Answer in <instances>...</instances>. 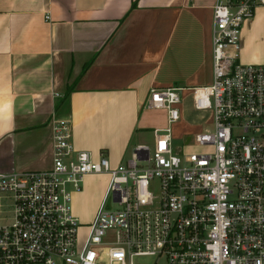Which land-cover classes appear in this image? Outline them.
<instances>
[{
	"label": "built area",
	"instance_id": "2783aa9c",
	"mask_svg": "<svg viewBox=\"0 0 264 264\" xmlns=\"http://www.w3.org/2000/svg\"><path fill=\"white\" fill-rule=\"evenodd\" d=\"M261 5L215 4L214 81L191 88L211 126L184 146L174 142L177 86L151 88L146 107L164 110L166 127L154 131L153 149L140 145L116 167L105 152L95 160L75 148L71 120L54 114L53 167L0 173V194L13 202V221L0 223V264H264V63L239 61L243 26ZM105 172V196L83 225L73 193Z\"/></svg>",
	"mask_w": 264,
	"mask_h": 264
},
{
	"label": "crops",
	"instance_id": "0c3cea01",
	"mask_svg": "<svg viewBox=\"0 0 264 264\" xmlns=\"http://www.w3.org/2000/svg\"><path fill=\"white\" fill-rule=\"evenodd\" d=\"M219 1L238 0H0V173L53 167L54 114L71 120L75 148L95 159L105 152L114 167L126 162L166 127V112L165 123L149 117L153 87L184 88L176 125H188L191 88L214 81ZM240 46V62L264 63V5Z\"/></svg>",
	"mask_w": 264,
	"mask_h": 264
},
{
	"label": "rangeland",
	"instance_id": "374dc122",
	"mask_svg": "<svg viewBox=\"0 0 264 264\" xmlns=\"http://www.w3.org/2000/svg\"><path fill=\"white\" fill-rule=\"evenodd\" d=\"M190 100V99H189ZM189 106V105H188ZM164 110L151 109L149 117L154 123H165V114ZM186 123L188 125H180L174 129V142L176 145H185L188 141L190 142L191 137L195 134L200 133L201 131H206L211 126L212 114L209 111H190L186 117ZM185 129V130H184ZM151 146V145H150ZM153 149V145L151 146ZM95 159V160H99ZM114 167V165H111ZM110 179L109 174L101 173L95 174V176L89 178L87 184L84 186V190L80 192L77 199L75 198L73 212H76V215L79 216V221L83 224H87L90 221L85 220V215L90 214L94 209L98 194L103 186L109 185ZM105 189V187H104ZM155 191L157 187L155 186ZM106 192V191H105ZM13 202L11 198H5L0 194V223H7L13 221ZM111 201H109V205ZM100 204L97 206L99 208ZM112 208H119L117 204H112ZM96 209V211H97ZM95 211V212H96ZM86 233L85 229L81 230V237ZM135 264H165V259H159L154 256H139L135 258Z\"/></svg>",
	"mask_w": 264,
	"mask_h": 264
},
{
	"label": "water",
	"instance_id": "95a60500",
	"mask_svg": "<svg viewBox=\"0 0 264 264\" xmlns=\"http://www.w3.org/2000/svg\"><path fill=\"white\" fill-rule=\"evenodd\" d=\"M180 152H181V148L178 149V153H180Z\"/></svg>",
	"mask_w": 264,
	"mask_h": 264
},
{
	"label": "trees",
	"instance_id": "16d2710c",
	"mask_svg": "<svg viewBox=\"0 0 264 264\" xmlns=\"http://www.w3.org/2000/svg\"><path fill=\"white\" fill-rule=\"evenodd\" d=\"M87 66H88V65L85 66V67H86L85 70L87 69ZM85 70H84V71H85Z\"/></svg>",
	"mask_w": 264,
	"mask_h": 264
}]
</instances>
